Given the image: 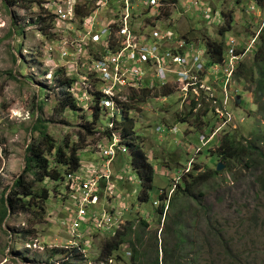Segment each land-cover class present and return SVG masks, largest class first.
<instances>
[{"label": "rangeland", "instance_id": "rangeland-1", "mask_svg": "<svg viewBox=\"0 0 264 264\" xmlns=\"http://www.w3.org/2000/svg\"><path fill=\"white\" fill-rule=\"evenodd\" d=\"M77 1L84 3L85 0ZM195 2L198 4L195 5ZM169 3L173 5L166 9L168 15L161 16L160 22L164 24L162 26L177 32L181 37L188 36L190 40L193 39L199 44L207 71L216 70L214 64H210L211 57L204 37H211L214 40L224 39L228 45L232 38L239 40L241 45H238L237 51L240 52L243 51V45L249 46L254 36L264 27V6L263 8L257 6L254 0H241V2L239 0H177L175 4ZM252 4L257 7L255 12L250 11ZM23 5L25 2L18 1L12 6H6L5 1L0 0V202L2 196L8 193L7 188L25 169L24 157L27 146L39 138V132H32V125L38 117L44 123L45 132L51 135L58 145L66 136L70 142H77L78 134L84 133L82 126L85 121L93 122L91 114L95 112L91 110L93 95L85 92L81 86L82 78L87 75L92 64L91 58L83 54L81 57L78 56L82 69L80 71L79 67L80 74L77 75L58 59L57 53L52 52L55 65L59 66L55 68L52 61H48L45 57V52L43 57L41 49L46 47L47 50L49 46L57 45L58 36L54 34L57 32H53V28L47 26L48 20L43 23L47 28L41 29L40 32L35 30L36 26L23 28L20 21L27 16L39 15L41 8L39 4L34 3L27 11L22 8ZM87 7L92 8L90 0L85 3V8ZM41 9L45 12V7ZM205 11H208L210 16L206 17ZM226 13L234 16L233 28L222 37L220 30L227 25L228 17L224 16ZM23 15L24 17L21 18ZM103 22H107L106 17ZM18 27L22 28L23 32L19 31ZM139 27L135 25L137 30ZM105 40L106 37H102V41ZM95 48L99 47L95 46ZM227 49L228 54L230 46ZM254 60V53L249 51L243 62L251 65ZM74 61L77 62L78 59L75 58ZM50 72L54 73L53 79L51 77L48 79ZM72 76L75 80L74 85L72 82L73 87L70 88L67 84L61 85L60 80L69 81ZM223 76L224 71L221 69L218 73H213V77L219 80L210 77L206 80V84L214 88L213 93L217 97L222 94ZM157 86L161 87L159 83ZM167 87L174 91L168 101L155 98L154 101L150 100L143 105L135 103L131 105L127 95L133 91L125 93L122 97L125 102L121 104L136 108L130 113V118L134 120L132 140L136 139L144 146L150 161L156 167L154 191L151 193L149 204L140 203L139 197L143 188L137 173L130 166L131 150L126 153L124 163L120 158L119 161L117 160V171L124 167L119 168V165L127 161L123 172L126 181L120 185L118 191L114 190L115 199L111 202L108 198H104L101 207L108 211L106 221H111L112 226L99 230L97 226L88 227L85 223L80 231L86 239L90 254L86 264L98 262L106 240L115 237L119 226L128 221L138 219L137 223H140V218H147L150 225L147 234L151 235L152 232L159 231V239H162L163 226L171 224L177 216L172 213L165 220L157 215V210L163 204L160 201L162 191H167V195L171 197L176 191V186L181 183V179L197 166L202 173L217 170L220 161L214 150L218 149L219 142L226 133L237 132L239 138L243 136L244 139L251 140L259 137L263 131L264 112H261L260 105L256 103L254 83L243 80L238 82L237 79L234 84L231 82L230 97L226 106L230 112L229 123L220 121L218 124L220 117L215 109L218 104L212 103V94L208 93L209 97H205L203 106H197L195 113L198 114L199 109L204 110L209 106L215 109V113L210 112L204 116L209 126L200 133L192 124L194 118L186 124L180 123L181 116L189 111L193 103H183L180 94L177 93L176 88L171 87V83ZM200 98L202 99L201 95ZM238 98L241 100V105H237ZM68 100H73L75 107L68 106L63 113H56L55 110L61 102ZM38 105H44L42 111H37ZM98 116V121L90 126L93 125L92 129L100 133L96 132L93 137H88L86 139L88 149L79 154L82 164L81 173L84 174L89 169H94L99 162L96 154L99 152V146L94 143L108 144L109 138L105 137L103 132L109 131L112 136L114 134L121 136V131L116 133V128L111 130L112 123L109 122L106 111H100ZM175 126L179 129L177 135L169 131L163 136L157 133L158 128L167 129ZM216 126L222 128L206 146L202 136L210 140L213 137L212 129ZM221 131L224 132L220 134ZM258 141L263 147L261 140ZM125 143L127 145V142ZM49 158L52 160L53 156ZM171 165L174 166L173 170ZM224 165V170L211 180L202 198L208 216H202L197 220H192L190 216V220L187 221L186 235L191 244L189 247L191 254L180 249L182 254L189 253V257H185L181 264H264V190L258 183L262 172L259 169L243 170L242 166L241 170L237 168L229 170L225 163ZM43 188L50 191L45 207L46 215L42 217L44 219L38 220L32 213H21L0 223V264H66L72 259L68 255H73L76 249L69 232L74 222L73 212L76 204L73 190L69 191L64 182L55 184L46 181L34 186L36 191H41ZM155 203H159L157 208L154 207ZM195 210L200 215L204 212L202 210L201 213L196 207ZM102 214L103 212L98 216L101 217ZM209 218L213 224L217 223L221 226L226 233L224 239L232 250V256H224L218 243L206 239L207 229L202 221L205 223ZM23 231L33 232V235L21 239L20 234ZM148 235L145 238L146 242L149 239ZM67 240L70 248H67ZM196 242L201 248L199 256ZM192 246L195 248L192 249ZM119 255L124 260L122 258L117 260L118 254L115 253L114 260L106 264H132L131 245H124Z\"/></svg>", "mask_w": 264, "mask_h": 264}, {"label": "trees", "instance_id": "trees-1", "mask_svg": "<svg viewBox=\"0 0 264 264\" xmlns=\"http://www.w3.org/2000/svg\"><path fill=\"white\" fill-rule=\"evenodd\" d=\"M6 6H12L18 1L25 2V5L22 6L25 10L29 11L32 5L39 4L41 8L42 4L47 2L48 0H4ZM170 2H176L177 0H169ZM84 1L83 7H85ZM241 2V0H239ZM257 6H264V0H254ZM85 10L91 9H78V16L81 18L86 16L87 12ZM45 14V12H44ZM168 14V13H166ZM46 17V15H44ZM224 16L228 19L226 20L227 25L221 28L220 34L225 36L228 32L232 30L234 16L230 14H224ZM230 17V18H229ZM52 17L47 16V19ZM51 23V22H49ZM47 24L48 27H51L52 24ZM46 26V28H47ZM19 28V27H18ZM45 28V29H46ZM15 32V29L13 30ZM19 31L23 32L22 29L19 28ZM16 34V32H15ZM187 41L191 42L190 37H184ZM205 44L208 49V54L211 57L210 64L218 65L224 62L227 56V47L230 46L228 43L222 40H214L211 37H204ZM256 45L254 44L251 52L254 53L255 60L250 64L243 62L244 58L248 56L245 55L242 60L238 62L237 71L235 74V78L240 81H249L251 83L256 84L255 89V98L260 105L261 112H264V27L260 29V34L256 41ZM260 43V44H259ZM241 45V43H240ZM246 45H243V51H240L238 54H244V48ZM73 80H60L61 85L67 84L68 87H72ZM74 84V82H73ZM247 85V83H244ZM174 94L169 87H164L162 90H157L153 92V90H149V88L141 90L140 93L133 91L130 95H127L128 100L131 101V105L133 103L137 105H143L150 100H155V98L161 99L165 97H171ZM73 95V94H72ZM99 97L95 100L94 106H92L91 110L95 111L91 114L93 122L85 121L86 123L82 126L83 132L78 134L77 142H70L68 136L65 137L64 141L61 144H56L55 140L45 132L44 123L41 118H37L32 125V132H39V138L35 139L31 142L29 146H27L25 150V169L23 173L19 175L12 183V186L7 188V194L5 193L0 202V223H3L6 219L14 216L16 214H26L32 213L38 220L44 219L45 207L47 201L50 197V191L47 188H43L41 191H36L34 186L40 183H45L49 181L51 183H62L65 179V175L67 173L79 174L82 169L81 159L79 157L80 152L88 149L86 144V139L89 137H93L96 132L92 123L94 124L98 121L100 111H103L99 108L98 105ZM205 102V97L202 96L200 101L192 100L193 106L189 108L186 114H183L180 118L181 124H186L191 119H195L192 123L195 128L198 129L199 133L205 131L206 127L209 126V122L204 120V116L210 114V112L215 113V109L211 106L198 110V114L195 113V109L198 105L203 106ZM73 100L63 101L56 108V113H63L68 106L75 107ZM44 105L36 106L37 111H42ZM136 110L135 107L129 106L127 104L119 105V112L117 114L120 116L118 120L115 122L116 133H120V137L127 141V150H131L130 157L131 162L130 166L133 168L134 172L137 173L141 185H142V193L140 194L139 201L142 204H149L151 201V193L154 191V181L157 176V170L155 165L150 161L148 157V152L145 150L144 146L138 143V140H132L133 134L132 130L133 121L130 117V113ZM109 116V112H107ZM217 114V113H216ZM121 118H123L121 120ZM85 119V118H84ZM221 119H219V122ZM219 126H216L212 131H214ZM224 132L221 131L220 134ZM83 133V134H82ZM212 133V132H211ZM104 136L109 138L111 141L113 140V136L109 131L103 132ZM219 134V135H220ZM242 138V139H241ZM239 138L237 132H229L226 133L220 140L219 146L217 150H214V153H217L219 161L225 163L229 170H233L237 168L241 170V166L243 170H254L259 169L262 174L258 178V183L262 186L264 190V128L259 137L255 139H244L242 136ZM263 143V147L259 144L258 139ZM141 139V138H140ZM6 156V152L4 153ZM53 156L51 160L49 157ZM125 155H119L117 160L125 162ZM129 156V155H128ZM117 160L114 162L113 168L116 170ZM119 161V160H118ZM218 162V164L220 163ZM101 164V160L99 162ZM127 163V161H126ZM125 163V164H126ZM125 164H122L125 168ZM217 164V167H218ZM241 164V165H240ZM121 166V164L119 165ZM171 170L174 169V166ZM121 174V171H114L115 175V184H117V191L120 185H123L126 181L124 179V174L122 173L121 178L117 183L116 175ZM29 175L32 177L30 178ZM220 175V172L217 170H211L206 173H202L201 169L197 166L193 169V171H189L187 176H184L181 180V183L176 186V191H174L173 195L169 198L166 194L161 196V200L164 203L163 206L157 210L158 214L162 217L165 216L166 207H169V210L166 214L167 218L170 217V214H177L176 218L173 219L171 224H168L166 227H163V231L161 233L162 239H159L160 233L159 231L153 233L151 235L147 234V231L150 229L149 220L147 218H140V223H137L139 220L128 221L119 226V230L116 233V236L110 240H106L103 246V250L100 256L99 261L109 262L113 259L115 253L118 254L117 260L123 259L119 255L122 247L124 245H131L132 248V264H181V261L185 259V257H189L190 251V242L188 241V236L186 235V231H188L187 221L190 220L189 217H192V220L201 219L202 216L207 217L208 211L203 203V197L206 194V188L209 187L211 180ZM9 190V191H8ZM104 196V194H103ZM195 207L198 208L199 211H204L202 215L199 214L195 210ZM200 217V218H199ZM205 227L207 229V233H205L206 239H212L214 243H218L220 250L224 252V256H232V250L227 245V241H225L224 236L226 233L222 229L221 226L213 224L211 219L205 220ZM135 228H137L135 230ZM159 233V236H158ZM33 232L23 231L20 234L21 239H27L32 236ZM149 237L147 242L145 238ZM175 240V245H174ZM178 240V241H177ZM174 245V247H172ZM197 253L198 256L201 253V248H199L198 242H196ZM195 246H192L194 249ZM185 250L189 253L185 252L182 254L180 251ZM179 250V251H178ZM177 253H179L177 255ZM162 255V258H161ZM68 257L72 258L66 264H86L87 259L83 256L80 251H75L73 255L69 254ZM103 260V261H102Z\"/></svg>", "mask_w": 264, "mask_h": 264}, {"label": "built area", "instance_id": "built-area-1", "mask_svg": "<svg viewBox=\"0 0 264 264\" xmlns=\"http://www.w3.org/2000/svg\"><path fill=\"white\" fill-rule=\"evenodd\" d=\"M117 3H119L118 10L116 8L109 10L110 4L115 7ZM165 3L167 0H98L97 9L101 24H103L100 36L96 34L99 25L96 15L85 21L78 16V9L85 8L80 1L48 0L42 4L47 15L52 16L50 28H53V32H57L54 34L58 36L56 46H49L47 50L46 47L41 49L43 57L45 52L48 61H52L54 67L59 68L55 65V58L52 55V52L57 53L58 59L77 75L80 74L79 67L80 71L82 69L78 56L81 57L83 54L91 58L92 64L89 66L87 75L82 78L81 86L85 92L93 95V101L97 99V96L99 97V108L109 111L111 130L115 128V117L120 113L119 105L125 102L122 97L127 92H141L147 88L155 92L171 83V87L176 88L182 102L186 104H190L193 99L196 100V95H201L203 91L214 94V88L205 85L201 80L202 66L198 63L201 52L198 51L196 45L194 46L199 57L192 51V46H184L180 53H171V50L165 47L168 39L171 38L170 29L162 28L161 24L155 23L152 19L149 22L143 19L140 6L144 5L157 13L165 10L167 6ZM52 4L53 9L49 10L48 7ZM197 4L198 2H195V5ZM256 10V5L252 4L250 11L255 12ZM204 15L208 17L210 13L205 11ZM105 17L107 18L106 23L103 22ZM136 24L140 26L138 30L135 28ZM22 25L23 27L36 26L37 30L46 27L38 22L37 17L32 18L31 16H27ZM102 37H106L104 42ZM238 45H240L239 40L233 38L230 40V62L241 59V55L237 53ZM75 58L78 59L77 62L74 61ZM235 70L236 68L232 67V74ZM50 76L53 79L54 73L51 72ZM74 76L71 80L75 83ZM157 83L161 87H158ZM223 83L224 87L228 86L225 80ZM122 91H124L123 95ZM164 99L167 101L168 98ZM225 99L227 103V98ZM167 132L168 129L166 130L165 127L157 130L161 136ZM174 132L175 135L179 133L177 126L174 127ZM108 140L107 145L94 143L99 146V152L96 154L101 164L98 163L94 169H89L85 174L67 173L63 180L69 191L73 190V198H76L73 212L74 222L69 232L76 246L75 251H80L87 260L90 259V254L87 250L86 239L80 231L85 223L88 227L97 226L99 230L112 226L111 221H106L108 211L101 207L104 198H108L111 202L115 199L114 190L117 187L113 165L119 155L129 152L125 145L126 141L118 134L113 135L112 141ZM202 141L205 145L209 143L205 136H202ZM155 206L158 207L159 203ZM102 212V216H98ZM67 248H70L69 245ZM106 263L98 260L95 264Z\"/></svg>", "mask_w": 264, "mask_h": 264}, {"label": "bare ground", "instance_id": "bare-ground-1", "mask_svg": "<svg viewBox=\"0 0 264 264\" xmlns=\"http://www.w3.org/2000/svg\"><path fill=\"white\" fill-rule=\"evenodd\" d=\"M97 2H98V0H90V5L92 6L91 12H89V10H85L84 12H87V14H86V16L82 17V21H85L88 18L96 15V18L99 21V25L97 26L98 27V31H97L96 34L100 36V33L102 31V27H103L102 25L103 24H101L100 16H99L98 9H97ZM169 2L170 1L167 0V3H165L167 5L166 8H165V10L173 5V4H170ZM118 5H119V3H117L115 5V7H112L113 5L110 4L108 6V8H109V10H111L112 8H116L118 10L119 9V6ZM52 6H53V4L51 6L49 5V7L48 6L47 7H48L49 10H52L53 9ZM85 9H89V8L87 7ZM41 10L42 9L40 8V14L39 15H35V16H31V17L32 18L37 17L38 18V22L41 23V24H43V23L47 22L46 20L45 21H42L43 19H46L47 16H49V17H52V16L51 15H47V12L45 11V14H44V15H46V17H45L44 15H42V12H44V11H41ZM165 10L164 11H159V12L156 13L155 11L151 10L150 8H148V7L144 6V5L140 6V13L142 14L143 19L146 22H149L152 19V20H154L155 23L161 24L160 26L162 28H164V29H166V28H165V26L164 27L162 26L164 24L160 22V18H161V16L163 14H166L167 13V10L166 11ZM166 15H168V14H166ZM21 18H22V16H21ZM24 20H25V18L22 19V21H20V22H22V24H23ZM47 20L49 22H52V18L47 19ZM22 24L20 23V25L23 27ZM23 28H26V27H23ZM35 30H37V29H35ZM79 30H80V28H79ZM85 30H86V28H85ZM37 31L40 32L41 29L40 30H37ZM169 33L171 34V38L168 39L167 44L165 45V47H168V49L171 50V53H173V52L180 53L183 50L184 46H192V51L194 52V54H196V56L199 57V54L196 52V48L198 49V51H200L199 50L200 49L199 48L200 47L199 44L195 43V41H191V42L187 41L184 37H181L177 32H175L173 30H171ZM259 34H260V31L254 36V38H253L252 42L249 44V46H247V45L245 46V48H244V50H245L244 51V54H239V55H241V59L240 60H242L244 58V56L247 55L249 53V51L252 50L254 44H256V41L258 39ZM254 40H255V42L253 43ZM194 45H196V48H195ZM238 49L239 48L237 47V50ZM229 54L230 53L227 54V56H226V58H225V60H224L223 63L218 64V65H213L214 69L216 70L215 72H217V73L221 69H223V71H224L223 81L225 80V84H228V86L225 85V87H224L223 86L224 83L222 82L223 83V85H222V94H221L220 97H217L216 95H213L212 94V97H213L212 98V103L215 102V105L218 104V107H215V106L214 107H215L216 111H218V110L221 111V112L218 111L217 114L219 115V117L221 119V122L223 121V123H225V122L226 123H229V121H230V112L226 108V106L228 105V100H229V97H230L229 89H230V86H231V82H233V84H234V81H236L235 74H236V71H237L238 62L240 61V60H237V61H234V62H230ZM201 58H202V60H201ZM201 58L199 57V61H198V63L202 66V69L200 71V77H201V80L204 81L205 85H207L206 84V80H208L209 77L211 79L213 78V80L214 79H218V78H214L213 77V73H215V72H213V71H207V69L205 67L206 65H205V62H204L203 54L202 53H201ZM66 67H67V65H66ZM232 67H235L236 68L234 74H232V72H231ZM50 77L51 76L49 75L48 76V79H51ZM198 90L201 91L199 88H198ZM205 93L206 92L203 91L202 94H201V96H204V97H207L208 96L209 97L208 93H206V94ZM199 97H200V94L196 95V101L197 100L199 101L201 99V98L199 99ZM225 98H227V103H226V99ZM221 128L222 127H218L214 131H212L211 134H213V137L209 140V143L214 139L216 133ZM167 129H168V131L170 133H175L174 132V127L173 128H167ZM84 239H85V237H84ZM67 243H68L67 244V246H68L69 245V240H67ZM87 250H88V248H87Z\"/></svg>", "mask_w": 264, "mask_h": 264}, {"label": "clouds", "instance_id": "clouds-1", "mask_svg": "<svg viewBox=\"0 0 264 264\" xmlns=\"http://www.w3.org/2000/svg\"><path fill=\"white\" fill-rule=\"evenodd\" d=\"M165 98H168V99H167V101H168V100H169L171 97H165ZM162 99H164V98H162ZM115 118H116V120H118V117H115ZM119 119H120V117H119ZM110 121H111V120H110ZM116 132H117V131H116ZM126 142H127V141H126ZM124 171H125V169H124ZM124 171H123V172H124ZM123 172H122V173H123ZM164 194H166V195H167V191H162V193H161V196H162V195H164ZM161 196H160V198H161ZM167 196H168V195H167ZM168 197H169V196H168ZM169 198H170V197H169ZM160 201L162 202V200H161V199H160ZM161 202H160V203H161ZM162 203H163V202H162ZM155 204H156V203H155ZM155 204H154V207H155V208H157V207L155 206ZM161 205L163 206V205H164V203H163V204H161ZM168 210H169V207H166V210H165V216H164V217H162V216H161V215H159L158 213H157V215L161 216L162 218H165V220H166V219H167V216H166V214H167ZM163 227H164V226H163Z\"/></svg>", "mask_w": 264, "mask_h": 264}, {"label": "water", "instance_id": "water-1", "mask_svg": "<svg viewBox=\"0 0 264 264\" xmlns=\"http://www.w3.org/2000/svg\"><path fill=\"white\" fill-rule=\"evenodd\" d=\"M94 103H95V100L94 101H92V105L94 106ZM242 103H241V100L238 98V102H237V105H241ZM121 106V105H120ZM106 112H109V111H106ZM117 117H119V115H116ZM108 118H109V122H110V117L108 116ZM25 158V157H24ZM224 168H225V165H224V163H222V162H220L219 164H218V167H217V171L218 172H221V171H223L224 170Z\"/></svg>", "mask_w": 264, "mask_h": 264}, {"label": "crops", "instance_id": "crops-1", "mask_svg": "<svg viewBox=\"0 0 264 264\" xmlns=\"http://www.w3.org/2000/svg\"><path fill=\"white\" fill-rule=\"evenodd\" d=\"M14 35H15V34H14ZM0 156H1V155H0ZM120 167H123V165L119 166V168H120ZM124 169H125V168H121V169L119 170V172L121 171V174L116 175L117 183H118L119 179L121 178V175H122V172L124 171ZM116 170H117V169H116ZM116 170H114V171H116ZM10 186H12V185H10Z\"/></svg>", "mask_w": 264, "mask_h": 264}]
</instances>
